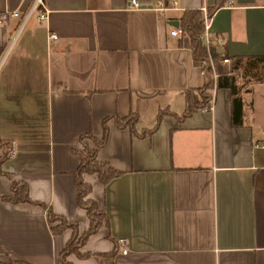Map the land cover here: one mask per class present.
I'll list each match as a JSON object with an SVG mask.
<instances>
[{"label":"crops","instance_id":"0c3cea01","mask_svg":"<svg viewBox=\"0 0 264 264\" xmlns=\"http://www.w3.org/2000/svg\"><path fill=\"white\" fill-rule=\"evenodd\" d=\"M138 1L134 9L128 0H42L48 12L39 20L41 6L22 17L33 0H0V14L18 12L0 17V138L12 150L1 166L26 182L31 198L0 197V264H63L72 228L53 232L47 208L74 221L78 233L89 226L77 202L72 148L86 131L101 135L104 118L130 111L138 116L133 128L109 118L97 150L122 172L106 183L83 174L107 221L79 247L89 254L67 258L264 264V0H225L210 15L211 52L231 58V72L236 67L244 82L239 123L223 85L210 90L212 108L182 116L185 90L202 86L205 72L170 29L183 10L215 0H176L178 8L165 12L150 8L156 0ZM159 110L166 111L157 121ZM10 184L0 173V195Z\"/></svg>","mask_w":264,"mask_h":264},{"label":"trees","instance_id":"16d2710c","mask_svg":"<svg viewBox=\"0 0 264 264\" xmlns=\"http://www.w3.org/2000/svg\"><path fill=\"white\" fill-rule=\"evenodd\" d=\"M225 0H215L213 5L207 6L206 11L208 15H211L213 11L222 5ZM178 27L180 29L179 41L180 46L186 45L190 48V53L192 57L196 60L204 61L203 66L205 72L204 84L197 88H188L185 90V109L182 116H186L192 111L201 108V106L207 105L211 98V88L215 86H226L230 90L231 94V113L232 122L239 123L241 121V97L239 96V90L243 85V81H240L237 77L236 67L231 74H226L219 72L215 79H213L211 74V67L207 61V52L201 42V37L199 33L203 28L202 22V9L193 8L183 10L182 15L178 19ZM223 55L216 50L213 51L212 56L214 59ZM166 110H159L157 113V121L161 118V114ZM112 118L114 124L117 127L125 128L128 126L133 128L134 124L138 120V116L135 112L130 111L124 116L117 113H112L108 118H104L102 121L101 135H95L90 131H86L79 136V143L76 148H72L73 151L78 156V166L73 171V179L75 181V186L77 189V202L80 207L86 210L88 215V227L78 233L77 225L74 221L64 218L62 215L55 213L47 208V219L50 223L53 232H60L70 226L72 231L66 240L65 246L60 251V256L62 258L63 264H73L68 258V253H75L76 255L83 256L89 254L88 252L81 253L79 247L85 242V238L88 234L95 232L100 226L102 221H107L106 215L97 209L95 201L89 197V192L91 190V184L85 179H83L84 173H97L98 177L102 183H106L111 180V177L120 174L122 171L118 169L113 163H109L106 160H101L97 157L98 147L103 145L108 137V125L107 120ZM157 125L141 130L140 135L145 132H151ZM10 140L5 138H0V173H3L10 178V193H4L0 195L1 198L7 199L12 202L20 201H31L30 196H28L27 184L21 179L13 178L12 172L2 169L1 163L7 157V149L10 147ZM41 205H43L41 203ZM12 264H30L26 260H11Z\"/></svg>","mask_w":264,"mask_h":264},{"label":"built area","instance_id":"2783aa9c","mask_svg":"<svg viewBox=\"0 0 264 264\" xmlns=\"http://www.w3.org/2000/svg\"><path fill=\"white\" fill-rule=\"evenodd\" d=\"M41 6V10L38 14V18L39 20H43L45 19L46 15H47V8L44 6L42 0H33L31 6L29 7V10L24 13L22 15L23 18H27L29 16V14L31 13L30 11L33 9H36L37 7ZM139 1L138 0H128V7L130 8H134L136 9L137 7H139ZM155 9L156 11L159 12H165L168 9H175L178 8L177 7V1L176 0H156L155 3L152 5V7ZM202 22H203V28L201 30V32L199 33V37H201V41L204 45L205 51L207 52V61L211 67V74L213 79H215V77L217 76V74H219V72L222 73H231L233 67H232V59L227 57V56H223V57H219L216 60L213 59L212 56V52H211V37L209 36V27L211 24L210 21V15L207 14L206 11V7L203 6L202 8ZM18 12L16 9L14 10H5L4 12H1L0 17L1 18H5L6 16H14L17 15ZM170 33L171 34H178L180 33V29L178 27H172L170 29ZM49 37L55 38L57 35L53 32L48 34ZM216 40L218 42H221L222 39L221 37H217ZM201 61V60H200ZM202 65L204 66L205 62L201 61ZM212 104H213V98L210 100V104L208 105L209 108H212ZM260 146L264 147V143L258 144ZM8 155L12 154V150H7ZM118 244L121 247V251L123 253L126 252V240L122 237L118 238Z\"/></svg>","mask_w":264,"mask_h":264},{"label":"rangeland","instance_id":"374dc122","mask_svg":"<svg viewBox=\"0 0 264 264\" xmlns=\"http://www.w3.org/2000/svg\"><path fill=\"white\" fill-rule=\"evenodd\" d=\"M35 12H36V11H34V10H33V11H31V13H32V16H35Z\"/></svg>","mask_w":264,"mask_h":264},{"label":"water","instance_id":"95a60500","mask_svg":"<svg viewBox=\"0 0 264 264\" xmlns=\"http://www.w3.org/2000/svg\"><path fill=\"white\" fill-rule=\"evenodd\" d=\"M175 24H178L177 21L174 22Z\"/></svg>","mask_w":264,"mask_h":264}]
</instances>
